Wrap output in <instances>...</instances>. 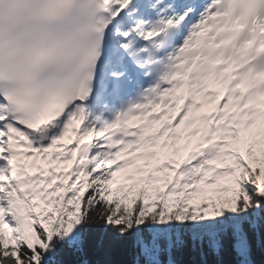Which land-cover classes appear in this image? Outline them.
I'll return each instance as SVG.
<instances>
[{
	"label": "snow or ice",
	"instance_id": "snow-or-ice-1",
	"mask_svg": "<svg viewBox=\"0 0 264 264\" xmlns=\"http://www.w3.org/2000/svg\"><path fill=\"white\" fill-rule=\"evenodd\" d=\"M0 264H264V0H0Z\"/></svg>",
	"mask_w": 264,
	"mask_h": 264
}]
</instances>
